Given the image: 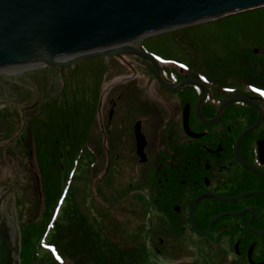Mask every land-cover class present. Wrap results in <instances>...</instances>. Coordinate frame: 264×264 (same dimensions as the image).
Masks as SVG:
<instances>
[{"label": "flooded vegetation", "instance_id": "obj_1", "mask_svg": "<svg viewBox=\"0 0 264 264\" xmlns=\"http://www.w3.org/2000/svg\"><path fill=\"white\" fill-rule=\"evenodd\" d=\"M142 40L135 41L133 45L155 54L139 45ZM131 56L141 60L143 67L152 75L159 86L156 94L151 92L152 95L145 97L137 92L134 86L138 77L137 70L133 64L128 63ZM97 58L100 59L98 67L101 71L99 88L93 101H96V137L91 142L89 134L86 142L84 135H80L79 150L83 153L87 147L93 152L96 165L101 160L100 152L105 151L109 168L124 165L120 158L124 154L129 163L127 172L133 165L142 164L139 181L143 176L153 181L161 210L169 216L181 217L186 223L188 217L191 228L190 206L194 199L200 197L193 212L199 232H205L216 215L247 210L238 216L225 215L218 218L209 233L203 237L213 231L225 229L229 217H238L240 220L247 218L249 228V220L254 211L256 215L252 220V227L256 231L264 230V96L246 92L241 87L234 88L235 91L231 94L251 95L263 111L260 125L246 134L239 144L240 160L236 153L237 139L259 119L260 111L247 102L234 101L224 105L220 112L223 101L231 96L227 74L224 73L221 80H211L210 71L227 65L206 62L197 68L191 63H170L164 56L162 58L167 63L161 62L157 57L162 79L171 85L181 83L177 88L170 89L157 80L153 64L140 56L124 54ZM109 58H117L128 64L133 72L125 80L121 79L123 74L111 78L112 81L117 77L120 79L116 83L112 82L102 95L100 89L107 74L115 71L111 64L107 65ZM118 84H124V87L120 89ZM155 86L154 83L153 90L156 91ZM204 87L207 95L200 105V117L197 105L204 94ZM136 104L141 112L133 111V105ZM246 105L254 107L257 114L250 112ZM152 107L156 114L146 112ZM6 109L8 111L3 112ZM9 109L11 108L8 106L0 105V116L3 121L7 119L8 124L10 117L15 114L12 109L10 114ZM216 118L218 120L212 122ZM84 124V121L80 122L82 132ZM138 135L145 140V160H142L139 153ZM11 151L7 145L3 154L10 156ZM120 172L122 174L121 169ZM126 175L129 176L130 173ZM17 181L18 178L13 174L11 179L9 175L0 177V260H6L8 264L13 261L17 225L20 230L22 221L20 200L16 196ZM250 192L253 194L236 201H227ZM253 234L261 237L251 239L254 242L250 247L253 260L256 263L264 262V235ZM248 253L247 260L250 262Z\"/></svg>", "mask_w": 264, "mask_h": 264}, {"label": "rangeland", "instance_id": "obj_2", "mask_svg": "<svg viewBox=\"0 0 264 264\" xmlns=\"http://www.w3.org/2000/svg\"><path fill=\"white\" fill-rule=\"evenodd\" d=\"M256 34L264 36V9L153 34L141 39L139 45L154 52L161 62L167 63L162 58L164 56L170 63H191L198 68L214 56L226 55L228 48L225 46L231 40L243 36L253 37ZM259 51L260 49L256 48V52ZM128 59V63L133 64L137 70L138 77L134 84L137 92L145 97L152 95L151 92L156 94L159 86L143 67L141 60L136 56ZM99 60L96 57L63 68L17 64L0 70V105L8 106L15 112L13 116L21 118V127L11 133V130L7 132L10 124L6 120L3 121L0 116V154L2 155L0 177L9 175L11 179L13 174L18 178L16 196L23 204L21 222L38 221L44 206L33 140L32 144L30 142L24 144L28 146L25 149L22 140L21 144L17 141V138L22 136L21 133L27 139L25 133L29 129L28 115L31 114L33 118L42 113L47 102L50 103L51 109L67 107L69 103L74 102L80 111L79 121L83 123L85 104L94 101L99 88L101 71L98 67ZM106 62L107 65L111 64L115 71L107 74L100 89L102 95L112 82L116 83L120 79L117 77L112 81L111 78L123 74L121 79L125 80L133 72L128 64L117 58H109ZM154 83L156 91L153 90ZM234 84L241 86L246 92L254 93L242 80ZM117 87L122 89L124 84H118ZM165 95L173 96L168 93ZM31 105L34 106L30 110L26 109ZM11 109L9 113L12 112ZM7 111L8 109L3 112ZM133 111L142 110L140 111L136 104L133 105ZM95 112L93 111L90 129L87 132L80 131V135L90 134L91 142L96 137ZM146 112L155 113L156 110L152 107ZM83 127L85 130L86 125L84 124ZM25 139L24 142L27 141ZM7 145L12 149L10 156L3 154ZM60 148L63 151L67 150L65 144ZM121 152L124 154L123 147ZM100 155L101 160L97 165L93 164L91 167L84 159L81 161V166L73 172L75 177L71 200H75L79 208L84 213H88L90 218L92 216L97 218L104 232L112 238L124 245L145 243L152 252L149 264H193L212 261L218 264H250L247 258L241 257L234 248L236 243H232L229 235H224L221 239H217L214 233H210L208 238L197 235L189 223L183 221L181 217L169 216L163 212L155 196L153 181L144 176L139 181L142 164L133 165L127 172L129 163L125 154L120 157L124 160L121 161L124 165L120 167L118 165L117 168H114V165L109 168V159L105 151L100 152ZM129 173L130 175L127 176L126 174ZM122 175L123 178L120 177ZM65 264H74V262L66 258Z\"/></svg>", "mask_w": 264, "mask_h": 264}, {"label": "trees", "instance_id": "obj_3", "mask_svg": "<svg viewBox=\"0 0 264 264\" xmlns=\"http://www.w3.org/2000/svg\"><path fill=\"white\" fill-rule=\"evenodd\" d=\"M261 9L264 7L250 11ZM225 47L228 48L226 55L214 56L207 61L211 64L227 65L212 69L210 79L221 80L226 73L230 95L235 91L234 88L241 87L234 83L242 80L248 89L254 92L253 94L264 96V36L256 34L253 37L235 38ZM256 48L260 49L259 53L256 52ZM49 105L47 102L42 113L33 118L31 114L28 115L30 121L28 132L25 133L27 139L23 133L17 138L18 144H21L22 140L24 149L28 147L24 144L29 142L32 144L33 140L44 204L38 221L32 223V220H28L20 224V264H65L66 258L74 264H149L152 252L145 243L124 245L118 242L104 232L97 218L93 216L90 218L88 213L79 208L75 200H71L75 177L73 172L81 166L84 159L93 167L94 156L87 147L83 153L79 150L81 127L78 105L71 102L67 107L61 106L60 109L53 107L51 109ZM95 106L96 101L85 104V132L91 127ZM246 107L250 112L257 114L254 107L249 105ZM10 118L7 132L11 130L12 133L21 127V118L18 116ZM84 137L87 142L89 134ZM24 139L27 141L24 142ZM64 144L67 146L66 151L60 148ZM19 204L23 205L21 201ZM20 216L22 219L23 208L20 209ZM186 221L189 223L188 217ZM247 223V218L240 220L238 217H229L225 229L213 231L211 234L214 233L217 239L229 235L232 243H236L234 248L246 259L249 248L254 243L251 239L261 238L251 233Z\"/></svg>", "mask_w": 264, "mask_h": 264}, {"label": "water", "instance_id": "obj_4", "mask_svg": "<svg viewBox=\"0 0 264 264\" xmlns=\"http://www.w3.org/2000/svg\"><path fill=\"white\" fill-rule=\"evenodd\" d=\"M262 7L264 0H0V68L25 63L63 68L99 56L133 54L149 60L154 66L157 80L164 87L174 89L181 83H166L162 79L160 62L156 56L135 47L133 42L178 27ZM206 95L207 89L204 87V94L197 105L200 117V105ZM234 101L247 102L260 111L259 119L238 137V155L242 138L260 125L263 111L251 95L234 94L223 101L220 112L224 105ZM144 146L145 140L138 135L142 160H145ZM238 158L241 160L239 155ZM251 194L253 192L227 201H236ZM199 200L200 197H197L192 202L190 218L193 230L200 236H206L218 218L247 212L216 215L207 230L199 232L193 213ZM255 215L256 211L249 220V228L255 234L264 235V230L256 231L252 227ZM13 251L12 264H20L21 235L18 225ZM248 259L251 264H264L253 260L252 248ZM0 264L8 263L0 260Z\"/></svg>", "mask_w": 264, "mask_h": 264}, {"label": "bare ground", "instance_id": "obj_5", "mask_svg": "<svg viewBox=\"0 0 264 264\" xmlns=\"http://www.w3.org/2000/svg\"><path fill=\"white\" fill-rule=\"evenodd\" d=\"M25 64H27V65H30V66H34V65H36L37 63H25ZM25 64H18L19 66H25ZM0 70H2L1 68H0ZM8 71H10L9 69H7ZM12 71H14V70H12Z\"/></svg>", "mask_w": 264, "mask_h": 264}]
</instances>
